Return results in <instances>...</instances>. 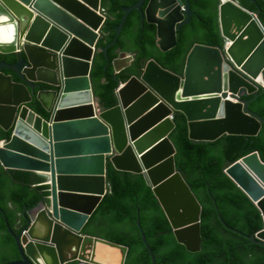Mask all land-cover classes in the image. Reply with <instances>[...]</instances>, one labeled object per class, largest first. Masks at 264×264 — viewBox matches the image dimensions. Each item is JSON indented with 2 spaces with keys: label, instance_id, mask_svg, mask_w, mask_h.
<instances>
[{
  "label": "water",
  "instance_id": "water-1",
  "mask_svg": "<svg viewBox=\"0 0 264 264\" xmlns=\"http://www.w3.org/2000/svg\"><path fill=\"white\" fill-rule=\"evenodd\" d=\"M122 10L116 35L102 48L107 59L133 11L141 13L142 26H156L163 52L177 45V32L194 15L189 0H139ZM218 11L222 48L194 45L183 74L150 60L140 77L119 84L118 104L104 110L91 79L106 21L102 0H0V54L18 58L0 61V127L11 131L0 142V163L43 175L49 190L47 202L28 210L22 233L7 223L20 258L5 264H125L128 246L83 232L109 189L108 160L117 169L143 173L177 240L189 251L202 249L203 206L176 166L174 113L186 116L194 144L224 135L257 137L264 127V116L251 108L264 94L256 81L264 80V24L235 0H220ZM133 60L120 52L112 61L115 73ZM34 100L49 119L29 106ZM225 172L264 216L261 154L242 157ZM210 195L228 228L264 245V227L248 234L229 225ZM137 225L157 264L139 218Z\"/></svg>",
  "mask_w": 264,
  "mask_h": 264
},
{
  "label": "trees",
  "instance_id": "trees-1",
  "mask_svg": "<svg viewBox=\"0 0 264 264\" xmlns=\"http://www.w3.org/2000/svg\"><path fill=\"white\" fill-rule=\"evenodd\" d=\"M139 0H102L106 16L97 45L91 79L97 102L102 109L118 104L116 89L133 76L140 77L146 64L155 60L164 69L183 74L186 60L196 44L222 48L219 27L220 0H189L194 15L178 32L177 45L163 52L157 44V28L147 22L142 26L141 13H130L116 44L108 49V59L102 48L112 42L124 14L122 8ZM244 8L258 13L264 24V0H235ZM125 51L134 57L130 66L115 73L112 61ZM15 54H0V61L15 63ZM109 62V63H108ZM108 63V64H107ZM107 66V68H106ZM6 73H11L6 70ZM252 98V97H250ZM39 115L49 119L50 113L37 101L29 105ZM251 108L264 116V94L253 101ZM175 128L170 139L176 148L177 168L203 206L202 241L199 251H189L180 243L143 173L115 168L108 160V191L93 212L83 232L128 246L125 264H152L150 252L142 239L137 219L157 259V264H264V245L228 228L220 218L210 192L218 202L226 221L248 234L264 227L262 210L252 197L225 172V168L256 151L264 160V127L257 137L224 135L211 142L194 144L189 137L188 120L181 112L174 113ZM11 131L0 127V141L8 140ZM46 178L30 170L6 168L0 163V264L20 258L14 237L28 226L27 212L49 195ZM210 185V188L208 187ZM7 218V220H6ZM68 264H83L72 261Z\"/></svg>",
  "mask_w": 264,
  "mask_h": 264
},
{
  "label": "clouds",
  "instance_id": "clouds-1",
  "mask_svg": "<svg viewBox=\"0 0 264 264\" xmlns=\"http://www.w3.org/2000/svg\"><path fill=\"white\" fill-rule=\"evenodd\" d=\"M104 14V13H103ZM105 15V14H104ZM257 81V83H259V85H260V87L262 86V87H264V80H256ZM249 138V137H248ZM2 141H6L5 139L4 140H1L0 142H2ZM260 153V152H259ZM241 159V158H240ZM32 209V208H31ZM202 223V222H201ZM230 225V224H229ZM258 232V231H257Z\"/></svg>",
  "mask_w": 264,
  "mask_h": 264
},
{
  "label": "bare ground",
  "instance_id": "bare-ground-1",
  "mask_svg": "<svg viewBox=\"0 0 264 264\" xmlns=\"http://www.w3.org/2000/svg\"><path fill=\"white\" fill-rule=\"evenodd\" d=\"M162 142H163V140L158 141L157 146H156V147H158V149H157L156 153H158L160 151V149H161L160 146H161ZM164 152L167 153V150H165Z\"/></svg>",
  "mask_w": 264,
  "mask_h": 264
},
{
  "label": "flooded vegetation",
  "instance_id": "flooded-vegetation-1",
  "mask_svg": "<svg viewBox=\"0 0 264 264\" xmlns=\"http://www.w3.org/2000/svg\"><path fill=\"white\" fill-rule=\"evenodd\" d=\"M35 206H36V205H35ZM35 206H34V207H35Z\"/></svg>",
  "mask_w": 264,
  "mask_h": 264
}]
</instances>
